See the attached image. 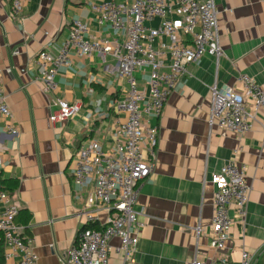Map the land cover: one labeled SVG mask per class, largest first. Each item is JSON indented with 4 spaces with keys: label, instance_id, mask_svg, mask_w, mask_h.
Here are the masks:
<instances>
[{
    "label": "crops",
    "instance_id": "0c3cea01",
    "mask_svg": "<svg viewBox=\"0 0 264 264\" xmlns=\"http://www.w3.org/2000/svg\"><path fill=\"white\" fill-rule=\"evenodd\" d=\"M92 1L100 0H29L13 19L9 1L0 0V87L18 130L7 133L6 119L0 115V178L18 181L11 198L19 208L15 221L21 234L33 240L38 264H67L92 194L91 188L75 186L73 159L80 144L95 137L115 116L109 103L123 84L116 71L104 70L97 56L72 55L53 91H46L37 79L38 52H57L74 19L88 21L94 35L109 33L106 27L99 28L89 6ZM214 2L223 54L218 62L204 56L192 64L170 95L156 121L155 169L135 205L138 243L127 252L118 237L112 238L108 264H192L197 254L224 255L238 263L246 252L264 251V111L257 113L244 134L210 129L207 124L214 83L239 89L237 77L246 74L264 90V0ZM158 24L157 19L150 23ZM57 98L80 101L81 112L52 123ZM229 161L245 166L252 189L243 221L232 205L235 223L224 249L218 250L210 242L212 177ZM100 218L104 221L105 211ZM198 226L203 229L200 237L195 234ZM2 237L0 231V264Z\"/></svg>",
    "mask_w": 264,
    "mask_h": 264
},
{
    "label": "built area",
    "instance_id": "2783aa9c",
    "mask_svg": "<svg viewBox=\"0 0 264 264\" xmlns=\"http://www.w3.org/2000/svg\"><path fill=\"white\" fill-rule=\"evenodd\" d=\"M10 16L15 19L29 0H8ZM99 28L108 34H92L88 21L74 19L69 34L57 52L42 49L35 59L37 79L46 91L57 87V76L70 66L71 56H97L106 72L116 71L123 81L120 94L109 103L115 113L95 137L80 144L72 166L75 186L91 188L85 205L84 225L68 251L67 264H108L114 237L122 249L133 251L138 243L134 227L138 224L135 205L144 181L154 172L159 141L157 120L170 95L177 89L189 67L204 56L218 62L223 54L219 30V10L214 0H100L89 3ZM158 20L157 26L150 23ZM239 89L211 88L210 129L248 132L264 111V90L252 77L241 74ZM80 101L57 98L50 115L52 123L77 116ZM0 115L6 131L18 132L14 114L0 87ZM106 116V115H105ZM104 117V116H103ZM106 118V117H104ZM103 118V119H104ZM1 165V161H0ZM214 184L213 222L210 242L223 250L235 223V205L240 221L247 215L251 185L246 168L236 161L224 164L212 177ZM10 193L0 185V231L3 235L2 264H38L32 239L24 237L16 217L19 208ZM106 212L104 221L100 212ZM203 229L195 228L197 237ZM264 252V251H263ZM244 253L240 262L226 256L196 255L192 264H256L263 253Z\"/></svg>",
    "mask_w": 264,
    "mask_h": 264
},
{
    "label": "trees",
    "instance_id": "16d2710c",
    "mask_svg": "<svg viewBox=\"0 0 264 264\" xmlns=\"http://www.w3.org/2000/svg\"><path fill=\"white\" fill-rule=\"evenodd\" d=\"M0 185L3 189L9 190L10 195L13 196L18 187V181L16 179L4 180L0 178ZM2 240H3V237H2ZM1 254H2V246L0 245V261L2 257ZM256 264H264V252L259 256V259Z\"/></svg>",
    "mask_w": 264,
    "mask_h": 264
}]
</instances>
